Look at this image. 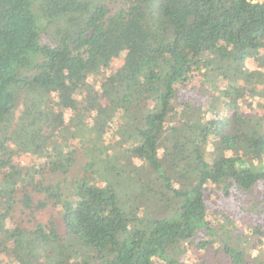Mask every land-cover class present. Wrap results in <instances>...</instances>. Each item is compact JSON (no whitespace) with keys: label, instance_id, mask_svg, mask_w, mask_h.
Listing matches in <instances>:
<instances>
[{"label":"trees","instance_id":"obj_1","mask_svg":"<svg viewBox=\"0 0 264 264\" xmlns=\"http://www.w3.org/2000/svg\"><path fill=\"white\" fill-rule=\"evenodd\" d=\"M250 59L260 69L243 73ZM90 79L106 104L78 97ZM115 123L125 148L111 156ZM79 149L86 173L66 194L49 181ZM31 152L47 168L14 162ZM22 182L24 209H59L64 236L56 221L6 229ZM254 244L264 246V0H0V264L7 253L18 264H192L193 249L264 264Z\"/></svg>","mask_w":264,"mask_h":264},{"label":"rangeland","instance_id":"obj_2","mask_svg":"<svg viewBox=\"0 0 264 264\" xmlns=\"http://www.w3.org/2000/svg\"><path fill=\"white\" fill-rule=\"evenodd\" d=\"M123 66V57H121L120 59L115 60L112 65H111V69L108 70L110 73H114L117 70H119L121 67ZM260 69L259 64L257 63V61L255 60H248L243 68L242 71L243 73H251V72H255L258 71ZM239 74V69L237 70V75ZM200 77H197L194 80V85H198L197 83L199 82L200 84ZM89 83L92 84V86L95 88L94 90H90L86 95L84 93H81L78 97L84 99L85 97H87V99L91 102L94 103V106H97L96 104H100L101 102H104V96H102V94H97L98 92L100 93L101 91V86L103 81H100V79H98L97 81H94V79H90ZM255 98H252L250 100H248L246 108L242 109V114L245 116V118H248V116L251 113L257 112V107L255 106V103H251V102H255L256 100H254ZM262 99V98H260ZM207 108V107H206ZM209 116H207V119H209ZM71 117V114L67 115V121L69 122V118ZM249 124V123H248ZM116 125V126H115ZM108 131L106 138H103L105 140V142H103L104 144H106L108 147L107 149L110 152V155L113 156L116 152H118V149H122L125 148V142L124 139L122 137H120V135L117 134L116 130L119 128V124H116ZM97 132V131H96ZM58 143V142H57ZM79 148L80 145L78 144V142H74ZM215 147H213V149H215L216 153L218 152V144L216 142H214L213 144ZM55 146V145H54ZM56 147H60V143L58 144V146ZM113 148H117L116 150ZM127 157L129 158L130 156L127 155ZM17 165L21 166V167H27V168H37L39 167L40 169H44L47 168L46 165L47 163H44L45 160L40 158V156L34 154V152H31L29 154H23L18 156L17 158H15L14 161ZM85 159L84 157L81 155V151L79 149V152L77 154V161L74 163V165L72 166V169L70 170V172L66 175V176H60L59 174L57 176L54 177V179H51L49 181V184L52 185H56V183H61L63 187V190L66 194L67 191H71L72 189V185L75 184L77 181H81L85 175V171L83 170V166L85 164ZM135 163H139V161L135 160ZM8 172L10 171V167L7 168ZM47 170V169H46ZM46 176L44 177H38L37 182L35 181V183H41L42 179H44L45 177H48V173L46 171ZM50 174V173H49ZM50 177H48L49 179ZM102 182L107 181L108 179L114 180L115 184L117 185L118 182L116 180V177L114 174L105 177L103 175H98L97 178ZM26 184L22 182L21 184V189L19 190L17 197H16V205H15V211L12 213V217L7 221V226L6 229L8 230H13L16 228V226L18 225H22V228H26L29 231H33L35 229L36 224H42V225H47L49 224V222H53L56 221V223L58 224V230L59 233L64 236V230L62 228V219L60 217V210L54 207H49L46 210L40 211V212H31V211H26L24 209L22 200H23V192L26 188H24L23 186H25ZM119 186V185H117ZM32 190V189H31ZM212 192V191H210ZM210 194V193H209ZM216 195V194H215ZM33 199L34 201H40V200H44L45 198L42 195H38L35 192L32 193ZM208 202H211L210 204H212V198L210 196L206 197ZM11 246V244H10ZM253 250V254L255 256H258V253L260 252V248L264 249V246L262 245H255L254 247H251ZM2 260H3V264H18L13 258L12 255L10 253L7 254H3L2 255ZM46 261V259H41L40 263H44ZM192 261V264L197 263V264H223V262L221 260H216L214 258H212L211 256H209L208 254H206L205 251H196V249H193L190 251V253L187 255V262Z\"/></svg>","mask_w":264,"mask_h":264}]
</instances>
